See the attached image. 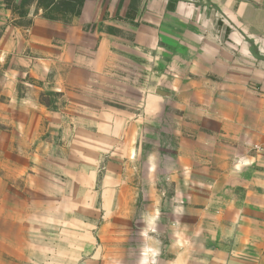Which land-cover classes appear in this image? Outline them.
<instances>
[{"label":"crops","instance_id":"0c3cea01","mask_svg":"<svg viewBox=\"0 0 264 264\" xmlns=\"http://www.w3.org/2000/svg\"><path fill=\"white\" fill-rule=\"evenodd\" d=\"M21 1L0 0V264H264V0L68 22Z\"/></svg>","mask_w":264,"mask_h":264},{"label":"trees","instance_id":"16d2710c","mask_svg":"<svg viewBox=\"0 0 264 264\" xmlns=\"http://www.w3.org/2000/svg\"><path fill=\"white\" fill-rule=\"evenodd\" d=\"M27 1L28 0H22L21 6ZM136 2L137 0H133L129 6V17L133 15V11L136 8ZM39 4L42 5L44 9L52 6L50 11L45 13V18L54 20L60 17L64 22H68L72 17H76L80 14L83 0H41ZM58 14H60V16H58Z\"/></svg>","mask_w":264,"mask_h":264},{"label":"rangeland","instance_id":"374dc122","mask_svg":"<svg viewBox=\"0 0 264 264\" xmlns=\"http://www.w3.org/2000/svg\"><path fill=\"white\" fill-rule=\"evenodd\" d=\"M16 10V9H15ZM17 12H19L20 13V10H16ZM52 98V96H49L48 98H46V99H44V102L45 103H50V99ZM227 145H229V142L227 141ZM261 148L262 147H258V146H255V145H250L249 147H248V154H254L255 152H257V151H261ZM201 150H203V151H201V152H203V153H206V149L205 148H201Z\"/></svg>","mask_w":264,"mask_h":264}]
</instances>
